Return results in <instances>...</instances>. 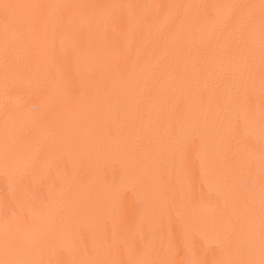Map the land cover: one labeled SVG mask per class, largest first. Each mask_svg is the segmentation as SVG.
<instances>
[{
    "label": "bare ground",
    "instance_id": "bare-ground-1",
    "mask_svg": "<svg viewBox=\"0 0 264 264\" xmlns=\"http://www.w3.org/2000/svg\"><path fill=\"white\" fill-rule=\"evenodd\" d=\"M0 264H264V0H0Z\"/></svg>",
    "mask_w": 264,
    "mask_h": 264
}]
</instances>
